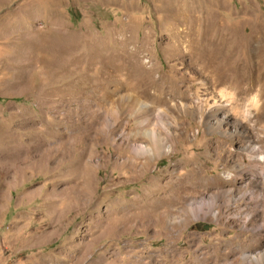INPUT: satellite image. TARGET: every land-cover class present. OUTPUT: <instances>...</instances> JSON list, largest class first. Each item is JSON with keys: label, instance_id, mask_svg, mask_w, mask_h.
<instances>
[{"label": "rangeland", "instance_id": "1", "mask_svg": "<svg viewBox=\"0 0 264 264\" xmlns=\"http://www.w3.org/2000/svg\"><path fill=\"white\" fill-rule=\"evenodd\" d=\"M161 1L0 0V264H264V177L250 153L264 162L262 110L209 130L210 78L166 56L174 0ZM200 1L223 26L264 31V0ZM122 33L155 70L156 85L141 79L131 93L139 107L120 106L121 73L100 66L101 87L69 88L61 51ZM163 77L186 97L164 93ZM137 125L163 135L165 150Z\"/></svg>", "mask_w": 264, "mask_h": 264}, {"label": "bare ground", "instance_id": "2", "mask_svg": "<svg viewBox=\"0 0 264 264\" xmlns=\"http://www.w3.org/2000/svg\"><path fill=\"white\" fill-rule=\"evenodd\" d=\"M187 2L184 1V4H180L174 0L164 6L167 10V20L170 23H167L170 26L165 31V41L167 43H165V54L172 63L179 62L181 64L180 62L189 61L193 64H198L200 71L210 78L212 92H209L208 88L205 90L206 94L201 93L202 95H200V111L208 123L209 130L216 131L223 127V123L231 120V115L243 120V122L248 120L252 113L250 114V110L247 107L260 108L262 110L260 121L264 122V31L255 28L246 33L245 30L223 26L217 21L216 16L205 14L206 8L203 5V1L194 0ZM64 38H66L65 35ZM79 39L82 40L78 41L76 39V42H79L78 44L75 42L76 44L71 45L72 43H70L63 50L60 49L63 51L60 54H63L61 56L65 59H62L63 62L61 63L58 62V69L65 71L70 76L71 83L69 88L74 90V92H81L82 95H86L92 89L95 90L100 80L95 77L94 69L100 66V69L115 71L116 74L121 73L120 106L124 105L122 103H130V105H138L139 107L140 104L133 99L131 93H140L139 80L141 79H148L151 85H156L153 77L155 70L139 61L140 49H130L131 45L137 42L133 36L128 37L123 34L119 42L113 39L112 36L106 39L103 38V40L92 36H85ZM141 44L145 45L144 42ZM129 61L132 62L129 63ZM109 62H114L115 68H112ZM121 62L127 68L121 66ZM163 78L166 84V87L162 88L165 91L164 93L171 97H186L183 89L175 82H172L170 78L167 80L166 77ZM100 79H103V77ZM50 81L52 82V80ZM201 86L207 87L204 83ZM221 87L225 88L217 94L216 91ZM64 91L61 90L60 93ZM104 97L105 100L103 102H114L110 93H105ZM167 104L169 105V103ZM122 108L125 109L126 106L124 105ZM142 108L145 113L152 114L153 112L149 108ZM212 123L215 124L212 125ZM137 129H142V133L145 130L139 125H137ZM162 130L165 132V137L170 140L171 134L165 125H162ZM143 135H147L151 139V146L154 151L160 153L165 150V143L163 144L165 138L159 132L152 130L148 134L144 132ZM250 148L252 159L258 162L262 170L259 175L263 180L264 162L258 161L260 149L256 147ZM149 150L145 147H140L138 153L139 155H144ZM164 201L163 204H167L168 199ZM144 202L151 204L147 201ZM193 213L198 212L194 211ZM262 259L263 257L260 256L255 261L261 262L263 261Z\"/></svg>", "mask_w": 264, "mask_h": 264}]
</instances>
